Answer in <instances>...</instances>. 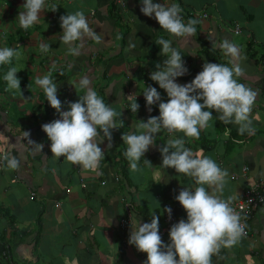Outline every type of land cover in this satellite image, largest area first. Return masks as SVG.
I'll return each mask as SVG.
<instances>
[{
	"label": "crops",
	"instance_id": "0c3cea01",
	"mask_svg": "<svg viewBox=\"0 0 264 264\" xmlns=\"http://www.w3.org/2000/svg\"><path fill=\"white\" fill-rule=\"evenodd\" d=\"M153 2L179 4L185 23L189 18L198 21L196 34L187 39L170 36L154 18L140 12V0H46L41 20L25 30L16 21L25 0H0V47H14L20 54L19 59L0 66V152L19 162L17 169L5 164L0 170V264H144L145 253L128 243L130 221L150 223L153 213L160 214L159 232L169 243L170 228L166 229L162 209L177 202L175 196L183 187L194 185L191 177L160 168L159 149L169 139L184 138L185 147L228 171L224 199L242 198L264 176V0ZM53 4L58 7L55 12ZM78 10L84 12L99 40L86 39L80 54L71 55L59 40L60 17ZM204 13L208 16L203 17ZM236 28L239 35L234 33ZM160 37L181 49L188 72L176 79L180 85L190 83L205 61L228 65L229 57L212 47V42H233L244 69L239 82L257 92L250 114L255 131L241 135L237 125L223 124L213 111V120L198 140L183 133L170 136L166 130L158 133L140 170L133 172L123 155L127 146L121 136L133 132L139 120L159 116L158 103L151 111L146 106L145 87H155L161 101H168L167 93L150 79L156 64L165 59L160 55L162 46L155 43ZM41 42L49 43L51 51L42 52ZM12 67L17 69L21 91L7 90L3 77ZM48 73L57 84L61 111L70 110L69 103L84 95L78 81L87 75L98 95L121 114L117 120L121 118L124 126L112 130L113 147L106 151L99 175L82 171L64 157H53L42 125L60 116L35 84L37 77ZM128 95H137V113L128 109ZM24 131L44 145L42 153L33 154ZM127 203L133 212L128 227L122 229L121 221L128 218ZM175 217L176 223L187 220L183 208L176 210ZM211 259L212 264H264V205L251 219L250 235L230 248L222 247Z\"/></svg>",
	"mask_w": 264,
	"mask_h": 264
},
{
	"label": "clouds",
	"instance_id": "9594fccd",
	"mask_svg": "<svg viewBox=\"0 0 264 264\" xmlns=\"http://www.w3.org/2000/svg\"><path fill=\"white\" fill-rule=\"evenodd\" d=\"M140 3V12L154 18L160 29L170 36L187 39L196 34L198 21L189 18L185 23L179 4L165 5L154 3L153 0H140ZM45 8L46 0H25L16 21L27 30L41 20L39 14ZM51 8L52 12L58 9L55 4ZM60 27L63 30L59 35L60 43L68 46L71 55L80 54L86 39L99 40L82 10L61 16ZM213 41L212 47L219 48L229 57V64L205 61L202 71L184 85L176 83L178 77L188 72L181 49L174 47L172 40L164 37L155 41L156 45L162 46L160 55L165 59L162 64H156L150 79L167 93L168 101H161V95L155 87H145L142 94L146 106L151 111V107L158 103L159 116H150L146 122L139 120L133 132L122 134L121 140L127 146L123 155L129 161L131 171L140 170L142 158L150 147L156 145L157 134L162 130H166L170 136L183 133L185 138L198 140L201 130L208 128L209 121L213 120V111L216 113L215 119L223 124L237 125L241 135L254 133L250 114L257 92L239 82L244 74V69L238 63L239 49L228 39ZM38 47L45 53L51 51L49 43L41 42ZM19 55L14 47H0V66L9 64L13 58L19 59ZM17 73V69L12 67L3 77L7 82V90L21 91ZM35 84L42 89L49 106L60 116V119L42 125V131L51 141L53 157H64L70 164L80 166L82 171L99 175L97 170L100 163L105 159L106 151L113 147L112 130L124 126L121 118L117 120L121 114L98 95L87 75L78 81L84 95L79 96L77 102H70L68 111H61L58 87L51 73L37 77ZM125 98L129 101L128 109L137 113L140 108L137 95ZM228 131H225V135ZM24 136L33 145V154L42 153L43 144L29 139L30 133L27 131H24ZM105 141L106 148H102ZM185 143L184 138H172L159 151L162 157L160 168L175 169L177 174L191 177L194 181L192 187H183L175 196L186 212L187 220L181 219L171 226L168 233L170 242L167 244L159 232L160 214L153 213L150 223L130 221L128 243L135 246L138 252L146 254L144 264H212L214 254L222 247L234 246L245 233L246 225L241 223V216L231 206L233 197L222 198L228 171L212 158L194 153L185 147ZM3 159L7 168H18L19 162L15 157L6 155ZM143 162L152 166L146 159ZM162 210L171 219V207Z\"/></svg>",
	"mask_w": 264,
	"mask_h": 264
},
{
	"label": "built area",
	"instance_id": "2783aa9c",
	"mask_svg": "<svg viewBox=\"0 0 264 264\" xmlns=\"http://www.w3.org/2000/svg\"><path fill=\"white\" fill-rule=\"evenodd\" d=\"M208 14L204 13L203 17H207ZM236 35H239L241 33L239 28L235 29L234 32ZM7 154L4 152H0V170L4 167L6 164V161L3 159L4 156ZM179 207H182L179 202L177 204ZM264 205V176L257 181L255 184L250 185L247 190L245 191L242 198L238 200H232V207L239 213L241 216V223L246 225L245 233L242 235V238H247L250 235V223L251 219L256 212V210ZM126 209L128 212V218L123 219L121 221L122 229H126L128 227L130 217L133 212V208L131 207L130 203L126 204ZM166 222H167V228L170 227L175 222V217L172 216L171 219H169L167 213L165 215Z\"/></svg>",
	"mask_w": 264,
	"mask_h": 264
},
{
	"label": "bare ground",
	"instance_id": "6f19581e",
	"mask_svg": "<svg viewBox=\"0 0 264 264\" xmlns=\"http://www.w3.org/2000/svg\"><path fill=\"white\" fill-rule=\"evenodd\" d=\"M178 201L177 202H175L173 205H170L169 207H171V209H172V212H173V216L175 217V213H176V210L177 209H181L182 207H179L178 205ZM165 215H166V213H164V217H165ZM165 219H166V217H165ZM167 223V222H166ZM176 223V217H175V222L173 223V224H175ZM172 224V225H173ZM171 225V226H172ZM171 226L170 227H166V229H169V228H171Z\"/></svg>",
	"mask_w": 264,
	"mask_h": 264
},
{
	"label": "trees",
	"instance_id": "16d2710c",
	"mask_svg": "<svg viewBox=\"0 0 264 264\" xmlns=\"http://www.w3.org/2000/svg\"><path fill=\"white\" fill-rule=\"evenodd\" d=\"M145 259H147V256H146V254H145V257H144Z\"/></svg>",
	"mask_w": 264,
	"mask_h": 264
}]
</instances>
